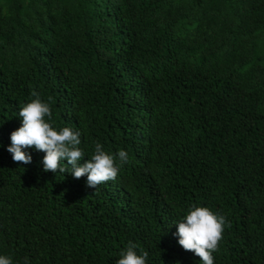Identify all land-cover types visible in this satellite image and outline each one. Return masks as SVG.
I'll return each mask as SVG.
<instances>
[{"label":"trees","instance_id":"obj_1","mask_svg":"<svg viewBox=\"0 0 264 264\" xmlns=\"http://www.w3.org/2000/svg\"><path fill=\"white\" fill-rule=\"evenodd\" d=\"M33 90L85 160L128 153L116 180L13 161ZM192 205L230 223L214 264H264V0H0V255L201 264L174 235Z\"/></svg>","mask_w":264,"mask_h":264},{"label":"clouds","instance_id":"obj_2","mask_svg":"<svg viewBox=\"0 0 264 264\" xmlns=\"http://www.w3.org/2000/svg\"><path fill=\"white\" fill-rule=\"evenodd\" d=\"M31 95L34 99L24 104L18 112L22 118L21 126L10 134L11 145L7 150L12 154L13 161L31 163L32 156L25 149L35 148L45 153L43 171L67 173L75 179L86 176L89 188L96 189L100 184L118 178L121 167L129 160L125 150L110 154L97 142L94 152L85 160L86 153L80 147V132L67 126L57 129L51 122L53 114L50 103L43 101L35 90ZM175 225L177 231L174 235L178 237L179 245L199 257L201 264H214L213 253L218 251L225 226L230 227L226 218L208 207L192 205ZM137 248V244L129 242L116 264H146L148 252L141 249L138 254ZM0 264H13V259L0 255Z\"/></svg>","mask_w":264,"mask_h":264}]
</instances>
